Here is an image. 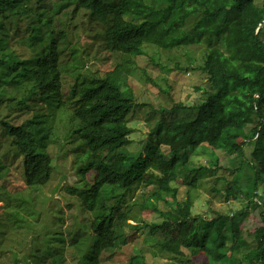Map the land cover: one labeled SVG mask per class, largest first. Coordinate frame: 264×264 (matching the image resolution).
<instances>
[{"label": "trees", "instance_id": "1", "mask_svg": "<svg viewBox=\"0 0 264 264\" xmlns=\"http://www.w3.org/2000/svg\"><path fill=\"white\" fill-rule=\"evenodd\" d=\"M83 12L104 22L100 49L122 58L113 70L88 77L72 64L78 50L70 34ZM17 41L31 53H17ZM203 44L200 69L207 85L199 88L201 102L158 110L138 102L134 75L142 72L146 83L160 87L132 59L144 55L145 45L187 49ZM67 74L75 82L65 100ZM38 92L46 101L45 114L34 113L31 122L17 114L12 124L3 120L0 125V163L18 162L24 180L10 192L0 186V199L6 197L11 208L0 214V263L150 264L136 245L143 232L163 264H192L194 250L204 253L208 264H264V197L258 192L264 175V0H0V106L21 96L18 105L25 112ZM136 113L144 115L150 133L143 147L134 149L135 130L129 124L137 121ZM50 114L59 116L60 129L50 131L38 122ZM50 144L63 151V159L74 158L71 169L58 173L66 182L52 190L66 192L79 210L73 227L63 228V210L51 212L50 223L36 210L35 193L49 186L58 170ZM248 144H253L249 160ZM205 152L213 156L211 168L195 162L194 156ZM217 152L239 157L242 167L230 171L220 165ZM182 166L189 188L184 200L174 185ZM220 169L253 172V188L241 190L259 219L253 232L241 228L245 210L213 212L210 219L193 216L191 190L201 181L223 195L218 184L226 176H204ZM239 189L234 181L225 191L227 199L236 198ZM135 207L153 211L161 221L130 224ZM93 237L95 250L81 252L82 243Z\"/></svg>", "mask_w": 264, "mask_h": 264}, {"label": "rangeland", "instance_id": "2", "mask_svg": "<svg viewBox=\"0 0 264 264\" xmlns=\"http://www.w3.org/2000/svg\"><path fill=\"white\" fill-rule=\"evenodd\" d=\"M257 1L260 3L263 0ZM86 14V12H83L80 17L76 19L74 24L77 25L73 27L70 34L72 43L78 50L74 58L71 59L72 64H77L78 67L82 69L81 72L89 77L90 73L93 74L98 71L104 73L109 70H113L122 61V58L112 55L111 53L108 54V52H104V50L100 49V46H102L101 43L104 39L102 36V30L105 24L99 18H93L90 20L89 18L91 17V14ZM23 37L24 40H26L27 35L23 34ZM15 45L17 53L24 55H29L31 53L26 43L17 41ZM205 52L206 46L204 44L195 47H188L187 49H165L156 45H145L144 55L138 59L136 57H132V59L137 61L138 68L145 69L149 76L158 82L160 87L154 86L151 82L146 83L144 77L141 75L142 72H139L138 75H134L131 85L134 87L137 95L140 96L138 102L150 104L157 110L160 107L170 108L177 103H183L186 106H192L193 104L201 102L203 99V94L202 90L199 88L205 87L207 85V76L200 69V66L203 63ZM122 65L124 71L129 73L128 66L125 64V62H122ZM63 82V95L64 99L67 100L71 88L74 85L75 78L67 74L65 75ZM42 111L43 106H39L38 112ZM8 114H10V118L13 116L12 111L6 108V104H3L2 107H0V120L7 118ZM33 114V109H27L25 110L24 116L27 118L33 116ZM50 115V117L48 116L46 118H40L39 121L44 123L46 125L44 127H46L48 130H50L48 127H53L52 129H60V122L58 121V119L60 120L59 116L53 117L52 114ZM65 115L66 114L63 113L62 116L66 117ZM135 115H133L135 117L132 118L137 121L131 122L129 124V126L135 130L130 136L134 143L133 148L138 144L143 147L150 133L149 126L145 124L144 115L138 113ZM2 144L4 145V143L0 140V151ZM252 145L253 144H248L245 148V153L248 160L251 158ZM48 146V150L52 153V155L57 157L56 163L58 170L56 171L55 176H53L49 186L43 188L41 192L35 193L37 198L36 210L39 212L40 216L42 215L41 217H43L44 220L46 217L48 218V223L53 222L51 212L63 210L65 219L63 228L73 227L76 223L73 221L76 216H79V210L71 206L70 201H72V198L66 192L62 194H59V192L53 194L52 190L55 187H60L66 182L65 179H62V175L58 173L66 169H71L74 158L72 155H69L68 158H66L67 160L63 159L61 156L63 151L59 153L61 149L56 144H50ZM70 149L71 148L69 147L65 151L67 152ZM163 151L168 152V149L163 147ZM216 156L219 158L220 165L229 168L230 171L242 167L241 159L237 156L229 157L222 152H217ZM194 159H196L195 162L197 163L200 162L201 164H205L210 168L212 167L211 162L213 156H211L209 152L197 154L194 156ZM9 163H11L9 159L5 160L3 163H0L2 166L0 169V186L2 188H6L8 192H10L9 187L12 185L21 187V184H24L18 162H15L12 166H10ZM7 165H9V173ZM178 171L179 176L174 182V185L179 188L180 200H184L187 197V190L189 189L184 185V166L180 167V170ZM230 171L220 169L216 174H214V176H212L213 172H204V176L208 178L207 180H213L216 177L226 176L227 180L225 182L221 181L218 184V187L222 190L223 195L213 194L210 192V182L207 183L205 181H201V184L197 189L191 190V195L194 198L195 203L192 214L196 218L198 216H203L210 219L213 217V212H221L226 214L230 213V215H232L233 213H238L245 210L244 215L239 218V220L241 223V228L246 234H248L254 231L259 219L254 212L250 211L252 208L250 199H248L246 196H243L241 190L246 192L248 187L253 188V183L250 180L252 178H250V176H253V172L250 169H244L238 173H232ZM238 174L239 178L237 177ZM259 180L260 182L258 192L264 197V175H260ZM234 181L238 186H240V193H238L236 198L231 197V199H227L225 191L230 189V187L234 184ZM67 182L74 184L76 183V178H69ZM141 194L142 191L139 190L137 193V198ZM145 198H147L146 195L144 196V199ZM161 205L162 203L159 202L158 206L160 208ZM165 208L167 209V207ZM6 212H11V208L8 205L6 197H3L0 199V214H5ZM131 216L132 220H130L129 223L134 225L138 224V222L141 220L146 222L161 221V218L153 211H143L138 207L133 209ZM138 235L141 237V239L136 241V245L142 248V250L145 252L147 261L150 264L165 263L166 260L163 259L162 256L155 255V252H158V250L154 242L152 240H148V238H144L145 233L143 232ZM96 241L97 237H93L91 241L83 242L81 246L82 250L80 249V251L82 252L91 248L95 250L94 246ZM33 247L37 248L35 244ZM88 247L91 248L88 249ZM2 252H8L7 247H4ZM9 255L10 254H8L7 257L5 256V261H7ZM189 256L191 259L190 263L193 262L192 264H208L205 254L199 252L198 250H194L189 254ZM0 264L3 263L1 262Z\"/></svg>", "mask_w": 264, "mask_h": 264}, {"label": "clouds", "instance_id": "3", "mask_svg": "<svg viewBox=\"0 0 264 264\" xmlns=\"http://www.w3.org/2000/svg\"><path fill=\"white\" fill-rule=\"evenodd\" d=\"M38 93H39V92H38ZM41 96H42V95L39 93V95H38V96H35V98H30V99H33V100H32V102L30 103L32 107L29 108V109H33V111H34V113H35L36 115H39V114H45L44 109H45V102H46V101H43V100L41 99ZM11 97L14 98L13 101H8V100H6V103H5V102H1V103H2V104H6V107L9 106V107L11 108L10 111H12L13 116L10 118V114H8V117L5 118V119H3V120L10 121L11 124H12V122H13L15 116H16L17 114H19V115L22 117V119L31 122V118H32L33 116H31V117H27V118H26V117L24 116L25 112L19 109L20 105H18V104L20 103L19 100H21L22 97H21V96H20L19 98H15L14 96H11ZM40 103H43V104L41 105V106H43V111H42V112H38V108H39V106L37 107V104H40ZM0 107H2V105H1ZM29 109H28V110H29ZM33 115H34V114H33ZM40 118H46V117H41V116H40L39 119H40ZM39 119H38V122L41 123V122L39 121ZM3 120H0V125H1V122H2ZM42 125H45V124L42 123Z\"/></svg>", "mask_w": 264, "mask_h": 264}]
</instances>
